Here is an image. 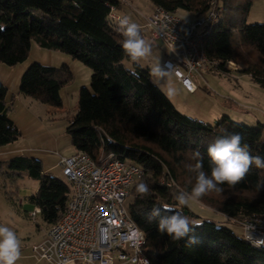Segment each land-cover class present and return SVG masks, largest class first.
<instances>
[{
  "label": "trees",
  "instance_id": "16d2710c",
  "mask_svg": "<svg viewBox=\"0 0 264 264\" xmlns=\"http://www.w3.org/2000/svg\"><path fill=\"white\" fill-rule=\"evenodd\" d=\"M149 1L193 18L205 13L212 0ZM237 2L215 0L220 18L206 37L205 50L219 61V70L227 71L225 63L233 61L238 70L264 88V23H246L252 0H243L240 5ZM122 4L119 0H0V62H22L33 39L39 46L66 53L90 69L89 85L79 88L76 112L65 132L75 152H84L96 161L101 152H112L140 167L129 189L127 210L144 234L143 251L148 264H264V247L254 246L228 226L219 224L217 231V223L212 220H200L204 227L195 230L200 243L193 246L186 239L173 240L160 233L155 221L146 220L152 207L165 204L192 214L175 200L180 191L190 192L195 184V174L189 173L185 165L196 163L193 155L199 150L203 169L210 175L207 149L217 138L239 132L244 137L242 144L249 146L252 155L264 156V124L248 125L226 114L208 124L178 111L163 90L152 83L150 69L132 62L124 52L120 21L108 15L112 6L117 11ZM234 9L237 15L233 19H221L224 11ZM126 61L131 62L130 67ZM130 69L138 78L130 74ZM71 78L65 63L52 66L34 61L21 74L18 92L59 108L61 88ZM6 94L7 87L0 81V146L20 136L8 115ZM2 172L38 181L28 200L39 207L46 228L62 216L71 185L65 178L44 171L39 158L12 156L0 161ZM261 181L264 169L253 165L235 186L222 184L223 191H211L197 201L228 220L264 217V187L257 189ZM141 182L150 190L144 199L136 192Z\"/></svg>",
  "mask_w": 264,
  "mask_h": 264
},
{
  "label": "built area",
  "instance_id": "2783aa9c",
  "mask_svg": "<svg viewBox=\"0 0 264 264\" xmlns=\"http://www.w3.org/2000/svg\"><path fill=\"white\" fill-rule=\"evenodd\" d=\"M119 1L129 4L128 0ZM134 10L164 51L162 66L170 69L188 92L197 88L193 77L203 78L204 71L220 69L219 61L205 50L206 37L220 18L215 0L205 13L190 19L160 6H153L147 13ZM108 15L122 20L113 6ZM224 67L227 71L238 69L233 61H227ZM58 164L71 185V196L62 216L31 245L34 256L48 264H114L115 257L120 264H148L144 234L124 205L140 167L112 152H101L97 161L81 151L68 157L59 155ZM39 210L35 206L30 215ZM232 221L241 226L246 241L264 247L259 243L264 241V217Z\"/></svg>",
  "mask_w": 264,
  "mask_h": 264
},
{
  "label": "rangeland",
  "instance_id": "374dc122",
  "mask_svg": "<svg viewBox=\"0 0 264 264\" xmlns=\"http://www.w3.org/2000/svg\"><path fill=\"white\" fill-rule=\"evenodd\" d=\"M128 1L129 4H122L117 12L123 17L122 19L129 18L131 22L137 23L140 26L141 36L151 45V54L146 59H141L138 64L142 67H148L150 71L157 64H160L163 68L162 62L165 59V53L159 42H155L150 37L149 32L142 24V18L134 10L136 8L142 13L149 12L148 10L152 6L151 2L149 0ZM242 3L243 0H238L237 2L239 5ZM179 14L186 19L190 18L184 12ZM236 15L237 9L224 11L221 14V19L224 20L228 16L233 19ZM245 21L246 23H264V0H252ZM233 40H235V36ZM34 61L52 66H59L65 63L72 72L71 80L60 91L62 98L61 107L54 108L48 104L36 101L33 108V111L40 116L39 119H45L46 130L52 131L46 144L43 145L47 155L45 158L40 159L42 168L64 178L61 167L57 163L55 152L64 157L75 153L65 132V127L68 120L76 112L79 88L89 85L91 71L85 64L72 58V56L58 50L43 48L32 39L29 52L22 62L14 65L0 62V81L6 85L8 90L6 100L11 97L13 89H18L21 74ZM125 63L130 67L131 62L126 61ZM235 65L239 68L236 63ZM150 79H153L151 74ZM193 80L197 84V88L193 92H188L169 75L161 82L159 87L178 111L204 123L214 124L222 114H226L232 120L248 125H257L258 122L264 124V88L258 85L245 72L238 69L204 71L203 78L193 77ZM169 88L173 90L172 95L167 94ZM14 94L16 93L14 92ZM56 140L60 148L55 146ZM37 184L38 181L36 179L29 178L26 175L17 176L11 174L9 176L3 172L0 174V225L10 227L21 243V256L15 264H44L43 260H39L34 256L31 245L43 238L46 223L39 213L33 217L23 216L24 210H30L29 212L34 210L33 203L29 202L28 199L35 193ZM178 188L179 185L176 186V189ZM10 197L16 201L17 207L13 205ZM130 198L131 196L128 195L124 200L126 207ZM20 200L24 208L21 206ZM187 207L192 212V214L185 213L190 221L209 219L217 224L230 227L235 234L243 237L242 228L239 224L228 220L224 215L202 202L197 200L190 201ZM15 208L21 209V214L17 213ZM184 212L186 211L184 210ZM114 261V264H120L116 257Z\"/></svg>",
  "mask_w": 264,
  "mask_h": 264
},
{
  "label": "clouds",
  "instance_id": "9594fccd",
  "mask_svg": "<svg viewBox=\"0 0 264 264\" xmlns=\"http://www.w3.org/2000/svg\"><path fill=\"white\" fill-rule=\"evenodd\" d=\"M123 40V50L132 62L139 63L151 54V45L141 36L140 26L131 22L129 18L120 21ZM3 29L0 28V31ZM130 74L138 78L134 70ZM160 64L152 67V83L159 86L169 75ZM173 90L168 89L167 94L172 95ZM244 137L239 132L227 133L217 138L209 145L207 154L210 160V175L203 169V157L199 150L194 152L193 159L196 163L186 164L185 168L189 173L195 174V184L191 191H180L175 200L179 206H188L190 201L199 200L211 191L221 192L222 184L235 186L249 173L254 165L258 169H264V156L252 155L247 144H242ZM264 187V181L257 183V189ZM136 192L141 199L150 194L147 184L141 182L136 186ZM146 220L157 223L158 231L167 234L173 240L186 239L189 246L200 243L195 234L197 228H203V221H190L182 211L168 204L152 207L146 213ZM217 231L220 225H215ZM259 243H264L260 241ZM21 243L16 233L7 226L0 225V264H15L21 256ZM147 264V262H145Z\"/></svg>",
  "mask_w": 264,
  "mask_h": 264
},
{
  "label": "crops",
  "instance_id": "0c3cea01",
  "mask_svg": "<svg viewBox=\"0 0 264 264\" xmlns=\"http://www.w3.org/2000/svg\"><path fill=\"white\" fill-rule=\"evenodd\" d=\"M152 8L153 5L148 11L150 12ZM169 76L173 78L177 84L183 87L182 83L177 78H175L170 71H169ZM14 92L16 94H14ZM35 102L36 100L32 99L29 96H22L18 92V89L12 90L11 97L7 100V104L9 106L8 115L15 123V125L19 128L20 136L17 139L13 140L12 142L0 146V161H4L12 156L19 154H24L27 156L32 155L33 157L39 159L41 158L43 159L46 157L47 152L44 150L43 145L46 144V141L48 140L50 134H52V131L46 130L45 119L44 120L39 119L40 116L35 111H33L34 104H36ZM54 144H56L55 146L57 148H60V145L57 140ZM55 156L57 157V163H58L59 155L57 154V152H55ZM20 203L21 206L24 208V205L22 204L21 200ZM15 211L20 214L22 212L21 209H17V208H15ZM29 211L30 210H24L23 216L33 217L37 214L36 213L35 215H30L32 211L31 212Z\"/></svg>",
  "mask_w": 264,
  "mask_h": 264
}]
</instances>
